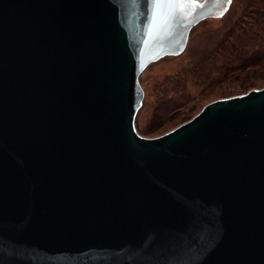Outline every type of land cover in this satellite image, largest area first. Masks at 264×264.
I'll list each match as a JSON object with an SVG mask.
<instances>
[{"label":"water","instance_id":"water-1","mask_svg":"<svg viewBox=\"0 0 264 264\" xmlns=\"http://www.w3.org/2000/svg\"><path fill=\"white\" fill-rule=\"evenodd\" d=\"M231 3L0 0V264H264V86L136 126L142 72Z\"/></svg>","mask_w":264,"mask_h":264},{"label":"rangeland","instance_id":"rangeland-1","mask_svg":"<svg viewBox=\"0 0 264 264\" xmlns=\"http://www.w3.org/2000/svg\"><path fill=\"white\" fill-rule=\"evenodd\" d=\"M145 91L136 117L140 134L159 136L208 102L264 86V0H233L222 17L191 31L185 50L142 72Z\"/></svg>","mask_w":264,"mask_h":264},{"label":"snow or ice","instance_id":"snow-or-ice-1","mask_svg":"<svg viewBox=\"0 0 264 264\" xmlns=\"http://www.w3.org/2000/svg\"><path fill=\"white\" fill-rule=\"evenodd\" d=\"M185 0H155V4L159 6L167 7L172 4H183ZM197 0H187L188 4H195ZM228 3H231V0H228Z\"/></svg>","mask_w":264,"mask_h":264}]
</instances>
